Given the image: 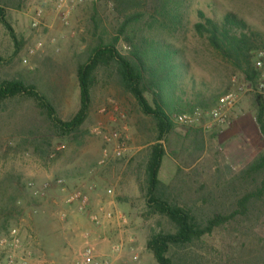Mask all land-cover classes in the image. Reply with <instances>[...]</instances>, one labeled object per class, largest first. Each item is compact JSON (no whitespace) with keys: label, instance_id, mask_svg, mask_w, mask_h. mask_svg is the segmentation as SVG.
I'll return each mask as SVG.
<instances>
[{"label":"rangeland","instance_id":"1","mask_svg":"<svg viewBox=\"0 0 264 264\" xmlns=\"http://www.w3.org/2000/svg\"><path fill=\"white\" fill-rule=\"evenodd\" d=\"M0 6L16 35L13 41L0 24V79L34 84L53 103L59 117L68 120L79 105L78 65L87 60L99 40L110 41L119 24L111 1L83 0L70 10L67 24L51 0H0ZM36 8H41L42 17L34 27ZM198 10L217 18L232 11L264 35V0H189L186 29L174 39L163 38L180 50L185 76L194 81V90L189 82V99L204 97L213 107L216 98L232 87L233 79L241 80L243 75L194 33ZM118 48L127 49L122 43ZM30 49L34 53L29 54ZM254 94L241 96L224 126H189L173 116L174 129L163 143L165 156L158 175L170 196L204 207L207 214L212 209L230 212L235 208L244 192L232 190L234 175L264 150L255 121ZM238 115L251 125L246 121L248 136L239 131L235 140L226 129ZM112 131L125 140L126 151L122 158L101 167L97 161L104 147L102 136ZM154 136L152 120L123 89L116 73L106 68L93 74L90 110L76 135L59 136L32 101L20 96L7 100L0 107V264H6L9 255L19 260L27 251L31 253L28 264L34 257L44 264L50 260L73 264L82 247L83 231L90 232L98 252L96 233L101 227H93L76 204L66 203L69 193L91 184L95 185L91 207L119 198L121 212L133 223L144 248L152 233L171 232L174 227L168 218L148 214L142 193L144 163ZM60 178L64 188L55 183ZM108 188L113 191L111 198L104 195ZM12 231L18 247L9 245ZM130 238L135 246V236ZM2 239L7 244H1ZM110 250L117 257L116 264H136L134 254ZM145 253L144 264H157L150 252ZM98 254L103 264H111ZM170 255L173 264H264V198L200 240L173 247Z\"/></svg>","mask_w":264,"mask_h":264},{"label":"trees","instance_id":"2","mask_svg":"<svg viewBox=\"0 0 264 264\" xmlns=\"http://www.w3.org/2000/svg\"><path fill=\"white\" fill-rule=\"evenodd\" d=\"M110 1L119 24L110 41L99 40L87 60L78 65L79 105L71 118L61 119L53 103L34 84H26L18 78L0 79V107L7 100L20 96L35 104L59 136L76 135L81 132L90 110L94 72L99 68L114 71L123 89L132 95L140 111L154 125V143L150 145L144 163L142 193L148 214L168 218L174 229L152 233L146 242V250L157 264H173L170 255L173 247L200 240L216 227L246 214L254 202L264 198V150L234 175L232 190L239 188L244 193L237 198L235 208L230 212L212 209L207 214L208 209L204 207L186 204L170 196L158 175L165 156L163 143L174 129L173 116L211 107L204 97L194 101L189 99V82L193 84L190 90H194V81L192 78L188 81L185 76L186 65L180 60V50L163 39H174L186 29L189 0ZM196 14L198 20L192 25L194 33L246 80L255 84L259 72L254 67V56L257 51H264V35L232 11L225 12L220 18L208 16L201 10ZM0 24L15 41V32L2 6ZM120 43L126 46V51L118 48ZM196 96L201 97L199 93ZM254 96L255 121L264 138V98L258 94ZM197 132L200 134V130ZM246 186L249 187L247 191Z\"/></svg>","mask_w":264,"mask_h":264},{"label":"built area","instance_id":"3","mask_svg":"<svg viewBox=\"0 0 264 264\" xmlns=\"http://www.w3.org/2000/svg\"><path fill=\"white\" fill-rule=\"evenodd\" d=\"M55 6V9L59 12V17L64 24L68 23V16L70 10L75 5L83 0H51ZM42 17L41 8L35 9V14L32 19V26L37 27L40 24ZM41 44H38V47ZM34 53L33 49L29 50V54ZM26 61V60H25ZM254 67L259 72L258 80L255 84L246 80L244 77L241 80L236 81L233 79L232 87L227 89L222 95L219 96L215 105L209 109H195L191 113H181L175 116L176 122L189 126H199L204 128H210L212 126H224L228 123L230 116L236 109L237 103L241 96L248 92H253L264 98V51H257L254 56ZM120 118H124L123 114H120ZM104 141V147L102 149L101 157L97 161V164L101 167H106L111 161L120 159L126 151L125 140L118 134L117 131L104 134L102 136ZM57 186L64 188V180L56 179ZM32 186V183H29ZM48 186V183L44 187ZM95 185H88L83 189H77L69 193L66 203L69 205L76 204L77 211L86 215L88 221L93 227H102L103 225L118 222L120 225H126L128 219L119 210L112 206V201H100L96 207H91V195L94 193ZM113 191L108 188L104 191V195L111 198ZM62 216H64L62 214ZM82 240V247L78 250L74 257L73 264H103L101 257L99 256L95 245L93 244L91 234L89 231H83L80 234ZM10 246L18 247V237L12 231L9 236ZM1 244H7L6 239L1 240ZM134 239L129 238L127 247L130 251L134 249ZM125 248L123 241L114 243L111 247V252L121 253ZM10 249V247H9ZM12 251V250H11ZM9 252V250H8ZM31 256L29 251L26 252L25 257H20L19 260L13 255H9L6 264H28V258ZM16 260V261H15Z\"/></svg>","mask_w":264,"mask_h":264},{"label":"crops","instance_id":"4","mask_svg":"<svg viewBox=\"0 0 264 264\" xmlns=\"http://www.w3.org/2000/svg\"><path fill=\"white\" fill-rule=\"evenodd\" d=\"M250 119V118H248ZM248 121L246 118H244L242 115H238L231 125L226 129L228 134H231L230 136L234 137L235 140L237 139L239 131L246 136H248L245 122ZM248 125H251V121L249 120ZM236 135V136H235ZM234 140V141H235ZM113 201V207L119 211L123 209V205L120 204L119 201L116 199H112ZM133 223L129 221L126 225H120L118 222H112L109 224L104 225L98 230V233H96V239L99 241L98 245V252L104 256L105 259H107V263L111 262V264H116L115 260L117 257H114L112 253L108 252L113 243H117L120 241H123L125 243V247H127L128 239L131 235L135 236L136 238V245L134 246V250L130 251L128 248H125L123 251L124 255L128 254H134L133 257L135 258L136 264H144L146 259V253L144 254V251L146 250V247L144 248L141 240L139 238V234L135 232V227L132 225ZM145 249V250H144ZM111 251V250H110ZM111 255V256H110ZM44 261L37 260V258L32 259V264H44ZM54 261L50 260L46 264H53Z\"/></svg>","mask_w":264,"mask_h":264}]
</instances>
